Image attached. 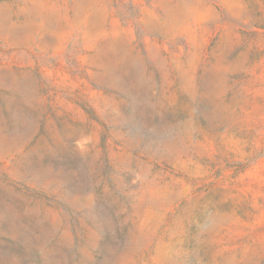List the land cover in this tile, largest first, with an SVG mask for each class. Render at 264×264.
Segmentation results:
<instances>
[{
	"label": "rangeland",
	"instance_id": "obj_1",
	"mask_svg": "<svg viewBox=\"0 0 264 264\" xmlns=\"http://www.w3.org/2000/svg\"><path fill=\"white\" fill-rule=\"evenodd\" d=\"M0 264H264V0H0Z\"/></svg>",
	"mask_w": 264,
	"mask_h": 264
}]
</instances>
